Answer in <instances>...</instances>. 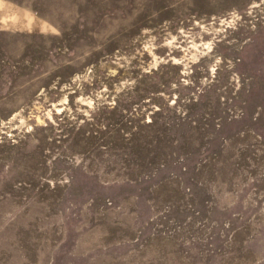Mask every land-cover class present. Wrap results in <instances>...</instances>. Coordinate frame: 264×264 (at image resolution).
<instances>
[{
  "label": "rangeland",
  "instance_id": "rangeland-1",
  "mask_svg": "<svg viewBox=\"0 0 264 264\" xmlns=\"http://www.w3.org/2000/svg\"><path fill=\"white\" fill-rule=\"evenodd\" d=\"M0 264H264V0H0Z\"/></svg>",
  "mask_w": 264,
  "mask_h": 264
}]
</instances>
